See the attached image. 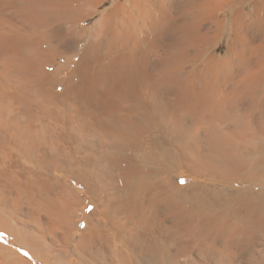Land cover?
I'll return each mask as SVG.
<instances>
[{
  "label": "bare ground",
  "instance_id": "bare-ground-1",
  "mask_svg": "<svg viewBox=\"0 0 264 264\" xmlns=\"http://www.w3.org/2000/svg\"><path fill=\"white\" fill-rule=\"evenodd\" d=\"M106 1L0 0V229L43 264H264V0ZM166 158L229 185L188 207Z\"/></svg>",
  "mask_w": 264,
  "mask_h": 264
},
{
  "label": "rangeland",
  "instance_id": "rangeland-1",
  "mask_svg": "<svg viewBox=\"0 0 264 264\" xmlns=\"http://www.w3.org/2000/svg\"><path fill=\"white\" fill-rule=\"evenodd\" d=\"M113 2V0H107L106 2H105V4L104 5H102V7L100 8L101 10H103V9H106L109 5H111V3ZM77 4H82V2H77ZM83 6V5H82ZM225 16V15H224ZM223 16V17H224ZM93 20H94V18H91V19H89L88 21H86V22H82V23H80V26H84V25H90V24H92V22H93ZM227 46H228V44H227V40L225 39V38H223L222 40H220L219 41V44H218V46L212 51V53L213 54H217V55H219V56H221V55H225L226 54V51H227ZM194 64L195 65V63L194 62H190V63H188L187 65H188V69H192V65ZM194 67V66H193ZM188 72H190V71H188ZM167 92H168V90H167ZM166 92V93H167ZM169 93V92H168ZM166 95H168V94H166ZM160 135L161 136V134L162 133H160V132H152L151 134H150V138H153V135ZM147 135V134H146ZM152 135V136H151ZM148 136V135H147ZM149 149H148V148ZM151 147V148H150ZM154 150V151H153ZM156 150L154 149V148H152V146H146V152L145 151H142V152H144V153H142V154H140V156L141 155H143V156H145V155H152L151 157H155L156 156V152H155ZM155 152V153H154ZM154 155V156H153ZM122 158L125 156V154L123 153H121V155H120ZM140 156H138L137 158L140 160ZM135 157V159H133V160H127V162H126V160L123 162V164H124V166L125 167H127L128 169H130V168H137L138 166H139V164H137V163H141L137 158H136V156H134ZM125 158V157H124ZM137 161H139V162H137ZM162 161H163V159L161 160H159L158 162V165L160 164V162H161V164L160 165H162L163 163L164 164H166V162H164V161H169V163L168 164H166V165H164L163 166V170H165V172L167 171L168 173H170V174H175L176 172L175 171H177V173H176V175L178 176V178H177V184H179L180 186H183V188H184V186H185V189H180L179 190V192L181 193V194H183L182 192H188V193H191V190H199V191H197V192H199L198 193V197H196L195 195H193V196H191V200L190 199H185V204L188 206V207H191L192 205H195V204H197L196 203V198H201L202 197V195L203 196H209V194H210V188H212V187H210V185L211 186H213L214 185V187H213V190H216V191H220L222 188H225L226 186H228L227 184H225V182H224V180L222 179V178H220V177H218V176H216V178L214 177V176H211L210 175V173H206V174H203V173H201V174H197V173H193V172H190V171H186V169L185 168H178L177 169V167L174 169V168H171V166H170V164H172V162L170 161V160H168V158H166L164 161H163V163H162ZM131 162V163H130ZM128 163V164H127ZM135 163V164H134ZM143 165V167L144 168H148L149 166H150V164H148L147 162H145V163H142ZM131 165V166H130ZM134 166H136V167H134ZM167 166V167H166ZM170 168H169V167ZM165 168V169H164ZM169 168V169H168ZM149 169V168H148ZM167 169V170H166ZM172 169H174V171L172 172ZM177 169V170H176ZM182 171H181V170ZM169 170H171V171H169ZM54 172V174L55 175H58V176H60L61 177V179L62 180H66V181H69L70 182V184H72V186H74V187H76L77 186V188H79V189H81L82 190V192L83 193H85V190H84V187H83V185L80 183V182H78L77 180H75L74 178H70V177H68L67 175H63V174H61L60 175V171L59 170H54L53 171ZM187 172V173H186ZM180 173V174H179ZM207 175V176H206ZM180 176V177H179ZM214 177V178H213ZM71 180V181H70ZM234 181H231V180H229V183H233ZM233 185H237V183L235 182ZM232 184H230V188L231 189H234V187L235 186H233ZM233 186V187H232ZM198 187V188H197ZM179 188V187H178ZM194 188V189H193ZM201 190H202V194H200V192H201ZM205 191V192H204ZM206 194V195H205ZM192 195V194H191ZM188 201H190V202H188ZM192 204V205H191ZM16 208H14L12 211H10V213H9V215H10V219H11V221H12V223H14V224H18V226L19 227H21L24 231H27V233H29L28 231H30L31 232V230L32 231H35L36 232V235L38 236V238H40V239H42V238H44V240L45 239H47V238H49V237H52L53 239H60V236H59V234L58 233H55V232H57V231H55V230H51V229H54V228H52L51 227V220H49L43 213H42V215L40 214V213H32L33 214V216H32V214L30 215H22V219L23 220H27V221H23V220H18V215L16 214ZM15 212V213H14ZM87 212V211H86ZM37 214H38V216H37ZM40 214V215H39ZM37 216V217H45V218H43V220H45L46 218L48 219V221H49V223H50V228H46L47 226H44V225H42V227H40L39 229H35V228H33V229H31V227H29V224H30V219L32 220V219H34L33 217L34 216ZM35 216V217H36ZM28 217H30V218H28ZM39 217V218H40ZM16 218V219H15ZM28 219H29V221H28ZM23 223V224H22ZM26 223V224H25ZM80 224H81V227H83V226H85L86 225V220L85 219H82L81 220V222H80ZM27 226V228H25V227ZM41 226V225H40ZM42 228H43V230H42ZM29 229V230H28ZM49 229V230H48ZM38 230V231H37ZM46 230V231H45ZM42 231V232H41ZM50 231V232H49ZM5 232V233H4ZM41 233V234H40ZM49 233V234H48ZM50 233H51V235H50ZM53 233V234H52ZM5 234V235H4ZM8 233L6 232V231H4V230H2V229H0V242L2 243V244H5V245H7V246H9L10 248H13L20 256H21V258H23V260L26 262V263H28V264H43L39 259H38V257L37 258H35V254L34 253H32L29 249H27V248H24V247H22V246H20L16 241H14L13 240V237L12 236H10V234H8ZM46 234V235H45ZM48 234V235H47ZM55 234V236H53ZM58 234V235H57ZM42 235V236H41ZM41 236V237H40ZM46 237V238H45ZM55 239V240H56ZM43 240V239H42ZM57 242V241H56ZM61 242V243H60ZM59 243L61 244V246L63 247V243L64 242H62V239H61V241L59 240ZM38 259V260H37Z\"/></svg>",
  "mask_w": 264,
  "mask_h": 264
}]
</instances>
